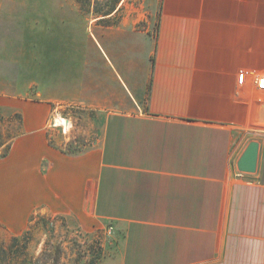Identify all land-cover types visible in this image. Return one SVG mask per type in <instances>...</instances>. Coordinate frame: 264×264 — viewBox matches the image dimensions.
I'll use <instances>...</instances> for the list:
<instances>
[{
	"label": "crops",
	"instance_id": "crops-1",
	"mask_svg": "<svg viewBox=\"0 0 264 264\" xmlns=\"http://www.w3.org/2000/svg\"><path fill=\"white\" fill-rule=\"evenodd\" d=\"M114 15L90 24L88 69L58 72L62 107L98 113L97 146L61 152L49 102L16 98L0 220L21 229L47 207L112 223L121 244L103 264H264V0H160L155 38L102 24ZM252 141L257 171L241 173Z\"/></svg>",
	"mask_w": 264,
	"mask_h": 264
},
{
	"label": "rangeland",
	"instance_id": "rangeland-1",
	"mask_svg": "<svg viewBox=\"0 0 264 264\" xmlns=\"http://www.w3.org/2000/svg\"><path fill=\"white\" fill-rule=\"evenodd\" d=\"M111 14L103 25L127 23L155 38L160 0H0V158L24 131L16 98L49 102L48 139L61 152L81 155L97 146L98 113L77 101L62 107L58 72L73 80V69H88L95 53L90 24ZM58 117L71 127H55ZM120 244L112 223L47 207L31 212L21 229L0 220V264H103Z\"/></svg>",
	"mask_w": 264,
	"mask_h": 264
},
{
	"label": "water",
	"instance_id": "water-1",
	"mask_svg": "<svg viewBox=\"0 0 264 264\" xmlns=\"http://www.w3.org/2000/svg\"><path fill=\"white\" fill-rule=\"evenodd\" d=\"M258 121V120H257ZM259 158V143L252 141L244 151L239 163L238 169L241 173L254 174L257 171Z\"/></svg>",
	"mask_w": 264,
	"mask_h": 264
},
{
	"label": "built area",
	"instance_id": "built-area-1",
	"mask_svg": "<svg viewBox=\"0 0 264 264\" xmlns=\"http://www.w3.org/2000/svg\"><path fill=\"white\" fill-rule=\"evenodd\" d=\"M244 80H245V74H240L239 83L243 84ZM255 83H256L257 89L264 92V76L256 77ZM54 126H56V124ZM64 128L65 127L63 126V129Z\"/></svg>",
	"mask_w": 264,
	"mask_h": 264
},
{
	"label": "bare ground",
	"instance_id": "bare-ground-1",
	"mask_svg": "<svg viewBox=\"0 0 264 264\" xmlns=\"http://www.w3.org/2000/svg\"><path fill=\"white\" fill-rule=\"evenodd\" d=\"M57 123H60L61 124V127H65L66 129L70 128L71 127V123L69 121H67L65 118H57Z\"/></svg>",
	"mask_w": 264,
	"mask_h": 264
},
{
	"label": "trees",
	"instance_id": "trees-1",
	"mask_svg": "<svg viewBox=\"0 0 264 264\" xmlns=\"http://www.w3.org/2000/svg\"><path fill=\"white\" fill-rule=\"evenodd\" d=\"M17 240V238H15V241Z\"/></svg>",
	"mask_w": 264,
	"mask_h": 264
}]
</instances>
